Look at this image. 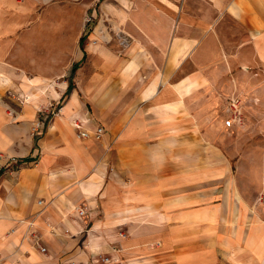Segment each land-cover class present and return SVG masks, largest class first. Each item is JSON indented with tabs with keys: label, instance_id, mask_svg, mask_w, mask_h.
Wrapping results in <instances>:
<instances>
[{
	"label": "crops",
	"instance_id": "obj_1",
	"mask_svg": "<svg viewBox=\"0 0 264 264\" xmlns=\"http://www.w3.org/2000/svg\"><path fill=\"white\" fill-rule=\"evenodd\" d=\"M141 2L117 0V17L132 24L127 57L83 50L79 39L67 103L37 139L30 130L41 121L24 101L62 59L60 7L0 0V151L17 158L0 175V264H91L100 255L264 264V221L232 204L211 122L220 100L218 119L235 128L226 101L243 99L240 84L264 83V0H152L148 11ZM221 83L230 88L218 91ZM73 119L104 133L79 139ZM206 145L212 152L190 153Z\"/></svg>",
	"mask_w": 264,
	"mask_h": 264
},
{
	"label": "rangeland",
	"instance_id": "obj_2",
	"mask_svg": "<svg viewBox=\"0 0 264 264\" xmlns=\"http://www.w3.org/2000/svg\"><path fill=\"white\" fill-rule=\"evenodd\" d=\"M141 1L148 11L152 0ZM105 2L107 1L57 0V5L61 11V25L63 26L61 30L62 59L58 65L45 68L44 84L39 88L35 87L34 98L24 101L31 103L36 108V123L38 120L41 121V124L35 125V128L30 130L31 137L41 138L44 131L47 130L46 127L49 125L50 118L60 113L66 105L68 97L65 94L66 86L71 75L74 58L82 52L78 45L81 37H84L83 50L92 47L99 52L106 48L115 53L117 57L119 55L122 58L127 57L124 52L133 43V39L126 30L130 29L132 24L129 19L117 17V0ZM48 5L49 3H45V8ZM129 9L130 5L127 7V11ZM94 11L98 13L97 17H94ZM148 14L150 15V13ZM95 28L99 29V37L91 41L89 39L90 34L95 31ZM57 38H59V33ZM79 67H83V61L79 63L78 69L73 75L74 84L80 71ZM255 81H250L249 86L240 84L241 89L245 91L239 88L238 93L247 95L245 98L242 94L245 109L243 125L233 129L225 128L218 119L217 111L220 100L217 101L211 120V122L218 123L219 126H217L212 138V150L214 152L210 151L206 145V148L191 147L190 153L198 150L199 153L212 152L220 155L230 169L226 180L229 179L231 182L230 200L232 204L235 203L236 198L239 199L241 204L249 205V213L264 221V83ZM31 85H33L32 82ZM199 85H203V83L195 84L194 87L197 88ZM204 85L206 86V84ZM218 86H220L218 91L221 89L223 92L230 88V84L225 83ZM73 87L76 88V85ZM206 88L207 93L212 94L213 90L211 91L209 84ZM80 99L81 102H84L82 96ZM18 102L22 104L21 100ZM81 107L85 113L90 111V108L84 104ZM0 154L3 155L0 159V175H2L9 157L4 152L0 151Z\"/></svg>",
	"mask_w": 264,
	"mask_h": 264
},
{
	"label": "built area",
	"instance_id": "obj_3",
	"mask_svg": "<svg viewBox=\"0 0 264 264\" xmlns=\"http://www.w3.org/2000/svg\"><path fill=\"white\" fill-rule=\"evenodd\" d=\"M226 108L228 110L229 116H228V120L226 121V123L229 126H234V127H240L243 125L244 123V103H243V99L241 97H239L236 94H232L229 99L226 101ZM39 125V124H38ZM72 127L75 129V131L77 132L78 138L80 139H87L91 136L96 137V138H100L102 136V134L104 133V129L103 127H98L96 129V131L89 132L87 130L84 129L82 122H79L78 120H73L72 121ZM3 157V155L0 154V159ZM17 158L15 157H9L8 158V162H16ZM1 169V167H0ZM78 213L80 216L84 215L85 212L84 210L79 209ZM120 236L124 237L123 233H120ZM38 240H36V245L39 248L41 253H45L46 249L41 246L40 244H38ZM119 263V259L113 257V256H108V255H100L97 256L95 259H93L91 261V264H118ZM68 264H78L75 261H71Z\"/></svg>",
	"mask_w": 264,
	"mask_h": 264
},
{
	"label": "trees",
	"instance_id": "obj_4",
	"mask_svg": "<svg viewBox=\"0 0 264 264\" xmlns=\"http://www.w3.org/2000/svg\"><path fill=\"white\" fill-rule=\"evenodd\" d=\"M79 42H80V43H79V44H80V46H82V38L80 39V41H79ZM75 67H76V66H73V67H72V72L75 70Z\"/></svg>",
	"mask_w": 264,
	"mask_h": 264
}]
</instances>
